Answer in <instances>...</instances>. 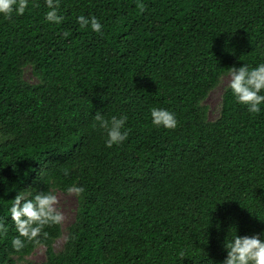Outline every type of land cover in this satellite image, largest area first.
I'll return each mask as SVG.
<instances>
[{"label":"trees","instance_id":"trees-1","mask_svg":"<svg viewBox=\"0 0 264 264\" xmlns=\"http://www.w3.org/2000/svg\"><path fill=\"white\" fill-rule=\"evenodd\" d=\"M47 11L0 16V264L38 246L40 264H220L224 241L264 230V105L250 114L226 88L217 120L202 107L229 67L264 62V0H59V24ZM153 107L176 128L153 126ZM97 111L126 115L127 139L106 147ZM73 184L63 249L58 224L14 251L16 192Z\"/></svg>","mask_w":264,"mask_h":264},{"label":"clouds","instance_id":"clouds-1","mask_svg":"<svg viewBox=\"0 0 264 264\" xmlns=\"http://www.w3.org/2000/svg\"><path fill=\"white\" fill-rule=\"evenodd\" d=\"M30 0H0V16L10 18L13 14L23 15ZM48 11L45 20L59 24L64 17L58 15L59 0H44ZM80 27H90L93 32L102 33L103 25L94 15L76 17ZM227 89L235 102L246 106L250 114L259 113L264 105V62L250 67L242 64L239 67H229ZM96 126L106 135V147L120 144L127 139L128 130L125 128L126 115L112 116L108 119L99 111L93 116ZM151 124L157 128L175 129L177 119L175 113L166 108L153 107L150 110ZM66 192L75 194L77 198L84 192L83 186L70 185ZM7 208L8 217L14 227L16 235L11 238V247L14 251H21L28 242L41 244V234L46 226L60 224L64 216L57 207L55 190L37 191L32 187L23 188L16 192ZM9 225L0 218V237L8 232ZM234 229V228H233ZM235 233V229H234ZM226 256L220 264H264V230L260 233L238 236L232 235L224 241Z\"/></svg>","mask_w":264,"mask_h":264},{"label":"rangeland","instance_id":"rangeland-1","mask_svg":"<svg viewBox=\"0 0 264 264\" xmlns=\"http://www.w3.org/2000/svg\"><path fill=\"white\" fill-rule=\"evenodd\" d=\"M23 79L29 84L38 83V80L33 73L32 67L29 65L23 68ZM229 79L230 77L228 74L223 75L220 78L218 84L208 93L202 102L206 120L209 122L217 120L220 116L222 95L227 88L226 86ZM54 190L58 200L57 207L64 216L63 221L60 223L61 235L52 242V248L54 252L59 253L63 249L65 240L67 238L68 229L74 221L78 200L75 194L68 193L66 191L62 192L57 189ZM13 260L14 264H40L45 261V247L38 246L30 255L22 258L13 257Z\"/></svg>","mask_w":264,"mask_h":264}]
</instances>
